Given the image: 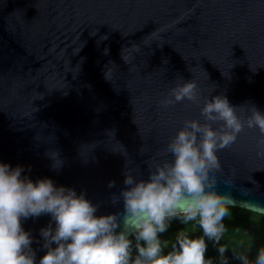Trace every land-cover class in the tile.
Wrapping results in <instances>:
<instances>
[{
	"label": "water",
	"instance_id": "water-1",
	"mask_svg": "<svg viewBox=\"0 0 264 264\" xmlns=\"http://www.w3.org/2000/svg\"><path fill=\"white\" fill-rule=\"evenodd\" d=\"M132 44L140 51L126 49V64ZM180 75L197 80L202 98L223 94L264 113V0H0V163L83 192L97 216L122 213L113 196L126 169L147 179L183 120L203 122V99L159 105ZM258 139L245 129L217 153V191L232 207L264 206ZM50 223L49 214L21 218L35 264Z\"/></svg>",
	"mask_w": 264,
	"mask_h": 264
},
{
	"label": "clouds",
	"instance_id": "clouds-1",
	"mask_svg": "<svg viewBox=\"0 0 264 264\" xmlns=\"http://www.w3.org/2000/svg\"><path fill=\"white\" fill-rule=\"evenodd\" d=\"M126 49L138 53L140 47L132 44L122 50V59L129 64L134 57L131 52L125 56ZM105 76L110 80L107 71ZM202 99L203 122L183 120L158 153L164 158L148 163L147 179L126 169V187L113 196V203L122 199V213L97 216V206L83 192L77 195L73 188L57 187L49 178L33 182L22 177V166L0 163V264H35L33 240L21 218L42 214L51 216L55 228L50 223L41 229L47 252L39 264H214L206 257V241L217 249L219 264H229L225 255L229 248L221 241L234 200L230 193L217 191L216 174L223 171L217 153L231 148L249 129L258 131L257 156L264 158V113L251 102L234 106L223 94L202 98L197 80L186 81L181 75L159 105L167 109L188 101L200 106ZM50 156L58 170L62 165L58 152ZM223 183L232 185V180ZM250 210L264 215V206L256 204ZM173 220L184 226L195 222L202 235L182 229L169 244L160 237ZM231 251L240 264H264V245L254 259L251 249Z\"/></svg>",
	"mask_w": 264,
	"mask_h": 264
},
{
	"label": "trees",
	"instance_id": "trees-1",
	"mask_svg": "<svg viewBox=\"0 0 264 264\" xmlns=\"http://www.w3.org/2000/svg\"><path fill=\"white\" fill-rule=\"evenodd\" d=\"M227 231L221 241V244L226 245L229 251L225 254L228 257L229 264H240L239 261L232 258L231 250H246L251 249V257L254 259L256 251L264 245V215L251 212L249 210L231 207L229 216L224 220ZM184 229L190 235H202L195 222L187 226L181 224L178 220H173L167 232L161 234V239L173 242L175 235ZM208 243L207 258H212L214 264H219V256L217 249L212 242Z\"/></svg>",
	"mask_w": 264,
	"mask_h": 264
}]
</instances>
